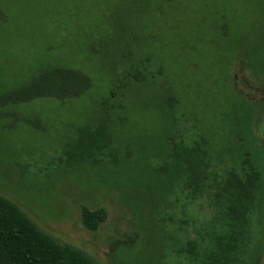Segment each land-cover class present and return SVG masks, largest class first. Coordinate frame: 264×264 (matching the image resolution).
Listing matches in <instances>:
<instances>
[{"label":"rangeland","instance_id":"1","mask_svg":"<svg viewBox=\"0 0 264 264\" xmlns=\"http://www.w3.org/2000/svg\"><path fill=\"white\" fill-rule=\"evenodd\" d=\"M262 38L264 0H0V95L54 66L91 80L62 102L0 101V196L97 264H171V238L199 240L215 209L206 195L186 199L164 150L203 138L218 178L240 150L261 170L242 264H264ZM147 56L162 68L155 81L121 77ZM105 100L116 161L62 167V148ZM83 207L105 211L95 231Z\"/></svg>","mask_w":264,"mask_h":264},{"label":"trees","instance_id":"2","mask_svg":"<svg viewBox=\"0 0 264 264\" xmlns=\"http://www.w3.org/2000/svg\"><path fill=\"white\" fill-rule=\"evenodd\" d=\"M261 42L264 49V38ZM122 56L128 58L129 53L123 52ZM255 60L250 58L252 69L257 65ZM124 64L126 68L121 77H129L134 84L153 82L162 74V68L152 63L149 56L127 60ZM119 65L116 64L113 71ZM89 89L91 80L83 72L54 66L39 71L26 85L3 93L0 101L19 104L36 98H53L62 102ZM102 106V118L96 123L79 127L74 139L62 148L57 157L62 167L116 161L118 150L108 128L111 106L106 100ZM168 111L171 116L175 113ZM166 145L164 151L171 160L166 163L171 164L172 175L179 180L177 187H181L186 199L195 201L206 195L215 209V223L204 236L200 235L199 240L181 235L171 238L168 249L171 264H242L249 238L251 212L262 187V173L255 158L248 150H240L237 162L223 169L218 178L210 170V158L203 138H196L187 144L180 141L178 145L168 141ZM171 189L172 186L166 193ZM80 218L85 228L95 231L104 221L105 211L83 207ZM177 228L181 229L180 226ZM0 264L97 263L40 231L16 205L0 196Z\"/></svg>","mask_w":264,"mask_h":264}]
</instances>
